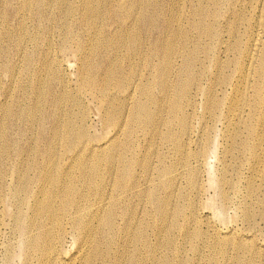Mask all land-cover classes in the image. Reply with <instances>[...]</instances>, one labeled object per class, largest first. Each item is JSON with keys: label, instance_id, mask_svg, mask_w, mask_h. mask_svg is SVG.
I'll list each match as a JSON object with an SVG mask.
<instances>
[{"label": "bare ground", "instance_id": "obj_1", "mask_svg": "<svg viewBox=\"0 0 264 264\" xmlns=\"http://www.w3.org/2000/svg\"><path fill=\"white\" fill-rule=\"evenodd\" d=\"M0 264H264V0H0Z\"/></svg>", "mask_w": 264, "mask_h": 264}, {"label": "rangeland", "instance_id": "obj_2", "mask_svg": "<svg viewBox=\"0 0 264 264\" xmlns=\"http://www.w3.org/2000/svg\"><path fill=\"white\" fill-rule=\"evenodd\" d=\"M27 26H28L29 32L32 33V23H31L29 20L27 21ZM57 38H58V35L54 36L53 39H52V42L55 43L56 40H57ZM11 45L14 46L15 43H11ZM53 52H54V50H53ZM3 67H4V66H3ZM5 71H6L5 69H2V72H3V73H5ZM1 79L4 81V80L6 79V76L4 77V76L2 75V78H1ZM1 98H2V97H1ZM2 99H3V98H2ZM37 144H38V142L35 143L36 146H37ZM146 144H147V145H150L151 143H146ZM192 150H195V148L192 147ZM161 152L166 153L167 150H166V149H162ZM162 155H165V154H162ZM209 160H210V161H209V167H210L209 175L212 176V175L214 174V168H215V166H216L217 163H214V161H215V158H214V157H211ZM153 161L156 162L155 159H154ZM170 164H172L171 161H167V162H166V165H167V166H169ZM204 179L206 180V176L204 177ZM148 210H150L149 207H148ZM150 223H151V225H156V226H158L157 223H154L152 220H150ZM148 235H149V237H150V239H151V244H156V243L162 241V236L159 235V234L157 233V231L154 230V229L149 228V229H148ZM163 235H164V233H163ZM171 238L174 239V240H178V241H179V244H180V246L182 247L183 252L186 253V255H188V256H192V255H193V253H192V252L190 251V249H189V246H188V245H183V244H182L181 239L179 238V233H178L177 230H175L174 232H172V234H171ZM66 247H67V249H69V250L72 249V243H71L70 240L67 241ZM164 250H165L164 248H157L156 254H159V253H161V252L163 253Z\"/></svg>", "mask_w": 264, "mask_h": 264}]
</instances>
